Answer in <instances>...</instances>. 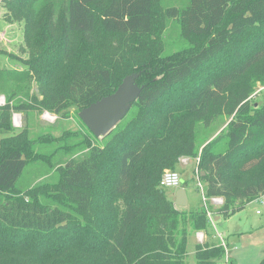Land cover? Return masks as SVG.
Returning <instances> with one entry per match:
<instances>
[{
  "label": "trees",
  "instance_id": "obj_1",
  "mask_svg": "<svg viewBox=\"0 0 264 264\" xmlns=\"http://www.w3.org/2000/svg\"><path fill=\"white\" fill-rule=\"evenodd\" d=\"M0 1L31 48L14 55L26 69H0V264H190L188 236L209 230L212 207L178 209L160 186L182 156L196 159L204 195L224 198L225 217L264 194V104L251 102L252 80L264 79V0ZM172 21L188 45L166 52ZM134 74L138 98L94 135L80 111ZM72 109L86 132L36 138L30 121L11 124L13 112ZM55 153L44 178L18 184ZM225 254L197 243L194 264Z\"/></svg>",
  "mask_w": 264,
  "mask_h": 264
},
{
  "label": "rangeland",
  "instance_id": "obj_2",
  "mask_svg": "<svg viewBox=\"0 0 264 264\" xmlns=\"http://www.w3.org/2000/svg\"><path fill=\"white\" fill-rule=\"evenodd\" d=\"M167 3L180 5V1L178 0H168ZM6 8L3 6V1H0V49L5 50V53H0V69L4 70H23L26 69V65L21 61L16 59L14 55L22 56L23 58H28L31 54V48L28 46L26 41V32H25V21H14L9 22L6 19ZM164 40L166 43V52H172L179 50L188 45V43L181 37L180 34V25L178 21H172L165 31ZM13 54V55H10ZM252 79V78H251ZM250 79V80H251ZM253 91L251 95V102L255 104V106H261L264 104V79H254L252 80ZM12 89L11 86L7 87V91ZM32 89H36V84L32 83ZM6 101L5 95L0 94V106L4 105ZM31 126V135L36 138H39L40 134L43 133H52L56 135L62 134L65 129H82L86 132V127L81 122L79 116L72 109L71 116L66 118H61L58 115L43 111V112H13L11 124L14 132H19L23 128L29 125ZM102 138V137H100ZM45 142V141H42ZM58 143L51 144L47 149L48 151L54 150ZM37 149H42V145L39 143L36 144ZM54 148V149H53ZM58 159V154H53L48 162L42 163H28L25 167L21 178L19 179L18 184L26 186L29 184L36 183L40 179L44 178L50 170L49 163L55 162ZM166 170H175L182 177V184L186 182L187 190L189 194V206L187 207H178V209L183 210H191L197 209L200 203L203 201L204 196L202 194V190L204 193V184L200 180V176L198 173L196 159L182 156L179 159V165L175 169H164L163 173ZM162 173V174H163ZM162 177V176H161ZM203 188H201V186ZM179 186V187H180ZM178 187V188H179ZM202 189V190H201ZM177 188L175 187H166L165 192L169 199H171L175 204V192ZM225 201V200H224ZM210 202V201H209ZM257 210H260L261 213L257 214ZM240 216H243L247 219L246 228L248 229L249 236L247 239L249 241H245V250H236L233 249L231 245H229L230 256L234 258L235 264H258L264 258V204L259 203L258 201H252L247 204ZM242 221H239L241 223ZM242 224V223H241ZM30 234V232H29ZM40 238L46 240L49 238V235L44 234L40 235ZM252 241V242H251ZM253 243V244H250ZM255 242L259 243V247L257 249L254 248ZM241 244H244L241 243ZM251 246V248H250ZM195 247H196V237L194 234L188 236V244H187V261L190 264H194L196 261L195 256ZM237 248V246L235 247ZM227 251V250H226ZM244 251V252H243ZM235 255H239V258L236 259ZM227 258V252L225 256L220 260L219 264H224ZM231 261V262H233ZM230 264V263H228Z\"/></svg>",
  "mask_w": 264,
  "mask_h": 264
},
{
  "label": "water",
  "instance_id": "obj_3",
  "mask_svg": "<svg viewBox=\"0 0 264 264\" xmlns=\"http://www.w3.org/2000/svg\"><path fill=\"white\" fill-rule=\"evenodd\" d=\"M137 76V74L126 76L115 92L80 111V118L94 135L99 137L107 135L123 118L131 103L138 98L140 88L135 81ZM175 198L176 206H188L189 194L185 185L177 188Z\"/></svg>",
  "mask_w": 264,
  "mask_h": 264
},
{
  "label": "crops",
  "instance_id": "obj_4",
  "mask_svg": "<svg viewBox=\"0 0 264 264\" xmlns=\"http://www.w3.org/2000/svg\"><path fill=\"white\" fill-rule=\"evenodd\" d=\"M202 194H203V191H202ZM189 203H190V201H189ZM205 203L212 207L211 213H212L213 217H212V222L209 220L210 228H209V230L192 231L189 234V236L194 234V236L196 237V244L208 242L209 244H212V245H220V244L225 243L226 250H227L226 251L227 252V258H226L224 264H228V263L235 264L236 261L234 262L233 261L234 258H231V256H230L229 245H231L232 247L234 246L233 249H236V250H241V251L245 250V245L249 244V243L245 242V241H249V239H247L249 237L247 235V233H249V231L245 227L246 223H247V219H245L243 216H240L242 213L241 210L237 211L233 215L225 217L223 214L218 212L219 205L212 202V199H210V198L208 200H206V202L204 200V203L202 201L198 207L204 205ZM188 206H189V204H188ZM257 214H260V213H257ZM239 221H242L241 222L242 224L239 223ZM198 233H201L202 236L198 235ZM243 242H244V244H241ZM251 242H250V244H253ZM258 245H259V243L255 242L254 248H256V246H257V249H258V247H259ZM236 246H237V248H235ZM250 248H251V246H250ZM235 256H236V259L239 258V255H235ZM262 256H264V255H262ZM231 261H233V262H231Z\"/></svg>",
  "mask_w": 264,
  "mask_h": 264
},
{
  "label": "built area",
  "instance_id": "obj_5",
  "mask_svg": "<svg viewBox=\"0 0 264 264\" xmlns=\"http://www.w3.org/2000/svg\"><path fill=\"white\" fill-rule=\"evenodd\" d=\"M182 184V177L181 175L175 171V170H166L163 174L162 177L160 179V186L162 188H166V187H175L178 188L180 185ZM201 186V185H200ZM201 188H203L201 186ZM202 190V189H201ZM203 191V190H202ZM204 200L206 202V200H208L209 198H207L204 193ZM210 199H212V202L218 204L219 206L222 205L224 203V198L223 197H211ZM255 201H258L261 204H264V194L260 195L259 197H257L255 199ZM206 204V203H205ZM257 213H261L260 210H257ZM212 213L211 211H209L208 213V218L209 220L212 222ZM198 235L202 236L201 233H198ZM203 238V237H202ZM201 238V239H202ZM223 245H225V243H223ZM226 246V245H225Z\"/></svg>",
  "mask_w": 264,
  "mask_h": 264
}]
</instances>
